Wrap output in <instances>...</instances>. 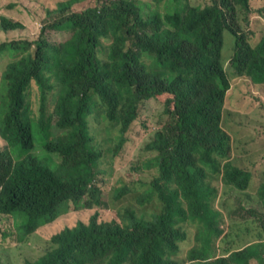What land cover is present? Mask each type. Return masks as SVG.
Masks as SVG:
<instances>
[{
    "label": "trees",
    "instance_id": "obj_1",
    "mask_svg": "<svg viewBox=\"0 0 264 264\" xmlns=\"http://www.w3.org/2000/svg\"><path fill=\"white\" fill-rule=\"evenodd\" d=\"M83 1L84 10H73ZM165 1L142 6L136 0H49L51 26L38 38L0 42V63L7 60L0 86V139L6 145L0 151V217L12 220L20 244L54 225L63 206L82 212L104 207L101 167L120 156L142 104L168 96L167 122L148 145L156 155L138 169L142 192L134 193L141 205H150L151 219L125 208L118 212L121 221H98L96 212L88 222L85 217L54 231L48 250L25 264H179L174 256L188 239V227L196 229L194 259L200 261L187 264H207L216 255L209 257L208 245L215 250L223 236L228 243L224 224L236 212L242 219L249 215L232 243L245 231L258 238L230 254L224 247L220 263L264 264V181L252 199L245 190L257 173L208 157L224 152L230 138L219 127L231 88L222 68L224 33L234 39L235 77L264 86V32L250 48L237 41L236 21L249 17L250 0H209L201 7ZM259 9L263 15L264 0ZM18 27L19 21L0 17L2 32ZM49 28L71 33L70 39L50 42ZM103 39L109 45L101 50ZM32 83L40 94L33 116L27 102ZM52 89L58 93L54 124L46 103ZM212 173L224 176L225 202L235 210L231 217L221 215V224L205 215L199 196ZM126 195V188L115 190L116 201ZM241 196L252 208L237 203Z\"/></svg>",
    "mask_w": 264,
    "mask_h": 264
},
{
    "label": "rangeland",
    "instance_id": "obj_2",
    "mask_svg": "<svg viewBox=\"0 0 264 264\" xmlns=\"http://www.w3.org/2000/svg\"><path fill=\"white\" fill-rule=\"evenodd\" d=\"M136 1L142 6H145L148 2V0ZM208 1L184 0L183 5L187 4L190 7H201ZM261 1L250 0V8L252 10L249 15L247 29L249 31L248 41L251 46L256 44L264 32V14L261 15L259 13ZM85 3L86 1L75 5L73 10H84ZM150 4L151 1L147 3L148 10L146 9L145 12L150 10ZM173 7V5L170 6L171 9ZM46 11H49V0H0V17L14 15L17 16V21L21 24V27H18L15 31L6 30L2 32L0 30V42L12 41L22 35L30 38H38L42 28L50 22L49 17L45 15ZM70 36L71 33L69 32L61 33L56 30L48 32L50 42L63 43L70 39ZM108 45L109 43L103 39L101 50H104ZM233 46V37L229 32H225L222 55L223 60H225V67L230 79L231 88L226 97L221 123L225 131L231 136L229 146L232 144L233 156H237L236 153H241V164H238L239 167L243 171L247 170L252 173H257V176L253 177L250 181L248 189L245 190L246 195L254 199L257 187L264 181V86L253 84L247 76L235 77L230 68ZM6 63L7 60L0 63V86L4 68L7 65ZM57 97L58 93L55 90L50 94L47 104V112L50 114L53 124L57 120L54 108ZM167 98L168 96H161L142 104L139 120L127 134V143L120 156L113 163L101 167L103 172L98 176V180L103 193L102 199L106 205L101 208L88 210V212L75 211L67 206H63L55 222V225L57 224L56 229L62 230L68 226H75L80 220L84 221L85 217L84 222H88L96 212L99 213L98 221H121L118 212L123 211L125 208H133L139 217L142 216L147 220L151 219L152 210L150 205L148 203L141 205L135 198L134 193L136 190L142 192L140 184L141 175L138 173V169L143 168L156 155L148 149V145L153 140L155 133L162 130L167 122V116L164 114ZM27 102L29 104L30 115H38L40 94L38 87L34 83H32V87L27 93ZM243 123H249L252 126H243ZM5 147V142L0 139V151ZM229 151L230 147L227 152ZM212 175L215 177L204 183L199 191V196L205 204V215L209 219L218 221L221 224V214L219 211L222 212L224 206L222 204L219 206V202L220 199L223 201L225 197L226 181L222 174L217 175L212 173ZM143 177L146 176L144 175ZM119 188H126L128 195L120 201H116L115 190ZM232 190L231 187H227L228 193ZM239 194L241 195V192ZM237 199V203L240 201L246 204V209L252 208L251 201L247 198L245 201H243L242 196L240 199ZM237 203L235 204V209L237 208ZM227 207L233 208L234 206L233 204L228 206L225 203V208ZM248 215L249 213L245 212V218L242 219L238 214V216L233 217L232 222H225L224 228L226 233L229 234V241L227 244L223 242L225 236L221 240L215 241V243L217 242L215 246L216 251L210 246L212 242L208 245L206 251L209 257L215 252L216 255L207 264H221L219 259L225 255L227 256V253L230 254L247 243L256 241L258 234L254 233L244 239H239L236 243H232L233 239L231 236L234 231L235 234H241L245 230V228L239 226V223L246 220ZM187 229L188 239L180 245L178 254L174 256V260L179 264L200 261L194 259V256L197 254V249L194 247L196 229L194 227H188ZM52 235L53 232L49 228H43L41 236H37L25 244L17 243L14 236L12 220L10 218L0 217V264H25L27 261L37 260L48 250ZM213 238L215 236L210 237L211 240ZM226 246H228L229 250L224 255L222 250Z\"/></svg>",
    "mask_w": 264,
    "mask_h": 264
},
{
    "label": "clouds",
    "instance_id": "obj_3",
    "mask_svg": "<svg viewBox=\"0 0 264 264\" xmlns=\"http://www.w3.org/2000/svg\"><path fill=\"white\" fill-rule=\"evenodd\" d=\"M84 2V1H83ZM149 12V11H148ZM161 12L162 13H164V11L163 10H161ZM144 13H147V12H144ZM152 14V13H151ZM151 14H148V15H144V16H142L143 18H149L150 16H151ZM5 16V15H4ZM6 17H9V18H11V19H13V20H15V21H17V16H14V15H9V16H6ZM248 24H249V17H243V16H240V17H238V19H237V21H236V28H235V31H236V37H237V41H238V43L239 44H243V45H246V46H248L249 48H250V43H249V41H248V29H247V27H248ZM51 25H49V24H46L43 28H48V27H50ZM42 28V29H43ZM53 30H55V29H51V28H49V31H53ZM56 31H58V30H56ZM233 48V47H232ZM232 54H233V49H232ZM232 57V56H231ZM224 62H225V60H224ZM222 68L223 69H226V67H225V63H222ZM230 68L232 69V71H236L235 70V68H234V66H233V62H231L230 61ZM244 75V74H243ZM31 88V87H30ZM39 90V89H38ZM52 92H54L53 91V89L47 94V96H46V103L48 104V98H49V96H50V94L52 93ZM229 92V91H228ZM228 92H227V94H228ZM226 97H227V95H226ZM55 105H56V103H55ZM219 127H220V130L225 134V129H224V127H223V125H222V123L219 125ZM228 138V146L226 147V150L224 151V152H214V153H210L209 155H208V157H209V159L211 160V161H213V162H216V163H218V164H226V163H232V164H234L235 166H237L238 168H241V167H239V165L238 164H241V158H240V154L241 153H236L237 154V156H233V154H234V152H233V149H232V144H231V146H229V140H230V138H231V136H230V138L229 137H227ZM230 147V151L229 152H227V150H228V148ZM237 163V164H236ZM242 169V168H241ZM99 170H100V165H98L96 168H95V173L97 174L98 172H99ZM218 172L219 171H221V168L220 167H218L217 169H216ZM181 201H182V203H183V205L185 206L187 203H186V200L183 198V197H181ZM93 210V209H92ZM90 220V219H89ZM56 226H57V224L55 225H51V226H46V227H41L40 229H39V231H38V236H41V232H42V229L43 228H49L52 232H56V231H61V230H58V229H56ZM66 228V227H65ZM64 229V228H63ZM37 237V236H36ZM36 237H31V239L30 240H33V239H35ZM263 239H264V237H263ZM248 244V243H247ZM246 244V245H247ZM245 246V245H244ZM243 246V247H244ZM242 248V247H241ZM240 248V249H241ZM36 261V260H35Z\"/></svg>",
    "mask_w": 264,
    "mask_h": 264
},
{
    "label": "crops",
    "instance_id": "obj_4",
    "mask_svg": "<svg viewBox=\"0 0 264 264\" xmlns=\"http://www.w3.org/2000/svg\"><path fill=\"white\" fill-rule=\"evenodd\" d=\"M222 191H223V189H222ZM222 191H221V192H222ZM225 203H226V202H225V197H224L223 201H221V199H220L219 206H220V204H222V205L224 206V209H223V211L221 212V211H219V206H218V211H219V213H220L222 216H223V215H225V216H227V217H231V216H233L234 213H235V210H234V209H231V208H229V207L225 208ZM227 205L230 206L229 203H227ZM235 216H238V213H237V212H236ZM250 235H252V233H251ZM250 235H247V234H246V231H245L244 234L241 236L240 239H244L245 237H248V236H250ZM254 261H255V260H254ZM255 262H256V261H255Z\"/></svg>",
    "mask_w": 264,
    "mask_h": 264
}]
</instances>
